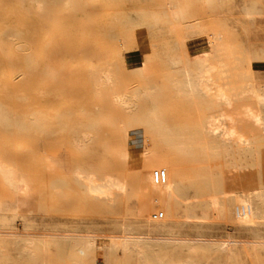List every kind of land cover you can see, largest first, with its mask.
Wrapping results in <instances>:
<instances>
[{"label":"rangeland","instance_id":"obj_1","mask_svg":"<svg viewBox=\"0 0 264 264\" xmlns=\"http://www.w3.org/2000/svg\"><path fill=\"white\" fill-rule=\"evenodd\" d=\"M174 7L185 16L174 19ZM194 41L206 46L200 49L211 62L224 64L215 80L227 78L235 116L264 113L252 93L264 91V0H47L44 13L33 0H0V160L29 182L22 210L14 206L8 221H0V264H160L113 254L107 245L81 255L41 240L87 227L115 234L121 224L141 232L172 225L189 237L236 241L232 254L162 250L169 260L264 264V245L253 243L264 239V219L252 213L257 206L264 212V204L251 203L254 192L264 193V133L237 118L233 128L251 145L227 142L215 150L218 138L202 126L208 117L220 122L224 102L216 96L186 102L171 86L184 64L194 66ZM106 74L111 86H98ZM18 86L24 94H1ZM117 93L137 95L131 111L108 98ZM152 108L159 120L195 138L185 151L159 138L146 116ZM18 112L24 119L13 122ZM110 179L121 188L105 195L93 190L92 183ZM10 194L0 180V198ZM212 195L222 197L220 213L208 206ZM30 233L28 254L17 240Z\"/></svg>","mask_w":264,"mask_h":264},{"label":"bare ground","instance_id":"obj_2","mask_svg":"<svg viewBox=\"0 0 264 264\" xmlns=\"http://www.w3.org/2000/svg\"><path fill=\"white\" fill-rule=\"evenodd\" d=\"M33 1L35 9L40 13H44L47 6V0ZM66 2H68V0H66ZM172 15H174V19L178 20L184 17L185 13L179 8L174 7ZM223 66V63L216 65L211 62L209 51L200 49V52L196 57H194V66L192 67L189 63L184 64L179 70L180 75L171 79L173 92L183 101L201 104L206 101L213 100L216 96L220 101L224 102L226 107L218 118L220 122H218L217 119L215 121V118L208 117L207 119H204L202 126L203 132L210 135L212 138H218L220 145L215 148L216 151H220L222 149L221 146L227 142H240L241 144L248 146L251 145V141L244 134L241 132L239 133L233 128L237 118L249 121L250 124L259 127L264 133V113L260 109H251L247 114L235 116L231 99L227 92V78L223 77L220 83L215 80V71L218 68H224ZM133 67L134 70L137 69V66ZM97 85L100 87H110V76L106 74L105 79L101 76ZM252 93L254 94L255 100L258 104H264L263 90L257 89ZM142 95L144 98H149L151 96L147 90H144ZM136 97L137 95L130 97L122 93H117L115 96L108 98H111L117 104H121L124 109L131 111L136 104ZM146 116L149 117L152 128L159 134V138L179 151H185V142H191L195 139L190 133H187L186 130L184 133H181L178 130L175 131L169 124L159 120L156 117L153 108L148 110ZM86 135L87 134H84L83 136L86 137ZM181 136L184 137L186 141H180L179 139ZM83 143L84 142L82 140H76L75 146L78 149H82ZM202 149L205 150L204 148ZM77 177L79 181L84 182L85 178L82 177L80 173H77ZM0 180L11 191L9 200L0 198V221L5 223L8 221V214L14 206L18 207V210H22L25 203L24 199L27 197L29 182L26 178L20 176L14 167L1 160ZM219 180L220 179L218 178L213 179V181ZM92 186L93 190H95L97 194L104 195L108 190L121 188V185L112 179L100 183H92ZM167 192L169 196H174L170 190L167 189ZM207 202L211 209L219 213L223 209L222 197L218 195L210 196ZM251 203L256 206L264 204V193L260 191L254 192L252 194ZM252 213L256 218L264 219V212H261L258 206L253 209ZM7 227L12 230L15 229L12 224ZM54 231L60 230L54 229ZM9 233L12 235L20 234L15 231H10ZM48 238H51L54 241L52 244L77 250V252L81 255L91 253L100 246L107 245L113 254L136 253L139 256L147 258L146 261H156L160 264H212V260L209 258L199 259L196 256H190L186 260H169L166 257H163L161 252L164 249H171L174 251L179 248L182 249L187 247L190 250H219L221 252H229L232 254L234 252V248L231 244L232 242H236L229 239H209L203 235L189 237L181 234L176 230L175 226L172 225H163L155 232H141L140 229L131 224H121L118 226V232L115 234L105 233L99 235L95 228L87 227L85 229H73L63 231L61 233L54 232L45 234L41 240L48 241ZM17 243L21 245L22 248L26 249L25 252L31 254V246L33 244L31 233L18 239ZM253 243L264 245V239H258L253 241Z\"/></svg>","mask_w":264,"mask_h":264},{"label":"crops","instance_id":"obj_3","mask_svg":"<svg viewBox=\"0 0 264 264\" xmlns=\"http://www.w3.org/2000/svg\"><path fill=\"white\" fill-rule=\"evenodd\" d=\"M201 47H206L205 45H203L201 42L200 43H198V42H196V41H194L193 42V44H191L190 46H189V48L191 49V50H189V53H191L192 55H193V57H196L197 56V54L200 52V48ZM208 48V47H207ZM135 58H139L137 55H135ZM24 91H25V88H22L21 86H18V87H14V88H9V89H7V90H3L2 91V95H7V96H10V95H20V94H24ZM69 91V92H68ZM67 94H72L73 95V88H71V89H67ZM3 107H4V105H3ZM3 116H4V113L2 114ZM9 117H10V115H9ZM24 119V116L23 115H20V112H18V116L17 117H15L14 115H12V120H13V122L15 121V120H17V122L19 123L20 122V120H23ZM18 141H20V139L18 138ZM13 142H15V139H13ZM14 159V161L13 162H15V158H13ZM10 160V159H9ZM17 161V160H16ZM25 160L23 159V160H19L18 159V162H16L18 165L19 164H24L25 162H24Z\"/></svg>","mask_w":264,"mask_h":264}]
</instances>
